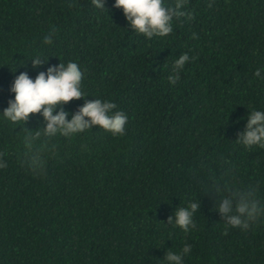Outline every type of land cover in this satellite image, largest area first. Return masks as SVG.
<instances>
[{"label":"trees","instance_id":"trees-1","mask_svg":"<svg viewBox=\"0 0 264 264\" xmlns=\"http://www.w3.org/2000/svg\"><path fill=\"white\" fill-rule=\"evenodd\" d=\"M104 6L0 0V264H166L185 244L183 264H264V216L242 230L218 210L247 193L264 206V148L237 141L249 113L264 111L254 75L264 76V0H186L172 33L151 39L114 0ZM36 53L47 58L33 69ZM70 60L86 96L61 105L66 118L85 100H111L128 117L123 135L48 136L40 112L2 118L16 75ZM193 202L185 233L174 211Z\"/></svg>","mask_w":264,"mask_h":264},{"label":"clouds","instance_id":"clouds-1","mask_svg":"<svg viewBox=\"0 0 264 264\" xmlns=\"http://www.w3.org/2000/svg\"><path fill=\"white\" fill-rule=\"evenodd\" d=\"M92 4L97 9L105 10L104 0H92ZM114 6L122 9L133 31L143 34L148 39L172 33L173 18L178 19L188 15L183 11L186 0H176L172 8L166 7L164 0H114ZM54 33L55 29L44 37V45L52 43ZM32 57L33 69L43 63L41 57L47 58L41 53H36ZM189 60L187 53L175 59L174 72L168 77L170 84L174 85L179 80L180 70ZM254 75L264 79L262 69H257ZM83 77L84 72L81 66L71 60L50 65L46 71H39L34 78H31L27 72H20L10 86L14 96L3 109L2 118L11 122H24L29 113L40 112L46 121L44 133L48 136L57 133L74 136L93 126H99L114 136L123 135L128 117L122 111H113L117 106L111 100L99 98L85 100L83 105L71 114V119L66 118L70 113L61 105L72 99L86 96L82 91ZM57 106L61 108L53 114ZM237 141L246 148L253 146L264 148V111L254 109L249 113L245 129L239 133ZM198 207V203L193 202L186 207L177 208L174 211V223L172 217H169V222L187 233L196 227L193 216ZM218 210L227 226L242 230H246L251 223L264 216V206H261L251 193L240 195L235 203L231 198H225L219 204ZM190 251L191 245L188 244L184 245L181 253L168 251L165 257L166 264H183V256Z\"/></svg>","mask_w":264,"mask_h":264}]
</instances>
